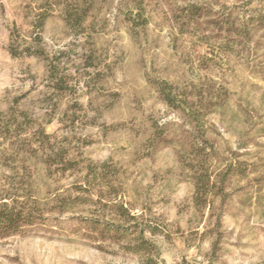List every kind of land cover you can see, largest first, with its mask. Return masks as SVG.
<instances>
[{
	"label": "rangeland",
	"instance_id": "obj_1",
	"mask_svg": "<svg viewBox=\"0 0 264 264\" xmlns=\"http://www.w3.org/2000/svg\"><path fill=\"white\" fill-rule=\"evenodd\" d=\"M75 3L0 0V264H264V0Z\"/></svg>",
	"mask_w": 264,
	"mask_h": 264
},
{
	"label": "trees",
	"instance_id": "obj_2",
	"mask_svg": "<svg viewBox=\"0 0 264 264\" xmlns=\"http://www.w3.org/2000/svg\"><path fill=\"white\" fill-rule=\"evenodd\" d=\"M75 4L79 7L80 0H76ZM65 9H63V12L66 14L68 10ZM76 12L78 11L76 10ZM11 55H14V53L11 52ZM18 204L17 200L9 195L0 196V239L21 235L34 223L40 220L38 214L27 212L24 207H20ZM119 209L125 212L128 218H134V216L127 213L128 211H125L122 206H120ZM220 221L221 219L218 218L216 224L220 225ZM118 228L119 227L116 229ZM94 229L97 230V228Z\"/></svg>",
	"mask_w": 264,
	"mask_h": 264
}]
</instances>
